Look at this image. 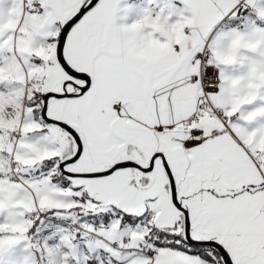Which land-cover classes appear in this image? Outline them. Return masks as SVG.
<instances>
[{"label":"snow or ice","instance_id":"6c2138e0","mask_svg":"<svg viewBox=\"0 0 264 264\" xmlns=\"http://www.w3.org/2000/svg\"><path fill=\"white\" fill-rule=\"evenodd\" d=\"M0 264H264V0H0Z\"/></svg>","mask_w":264,"mask_h":264}]
</instances>
